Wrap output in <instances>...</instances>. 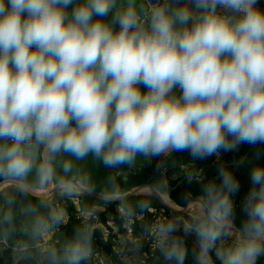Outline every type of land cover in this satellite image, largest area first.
<instances>
[{"label": "clouds", "instance_id": "1", "mask_svg": "<svg viewBox=\"0 0 264 264\" xmlns=\"http://www.w3.org/2000/svg\"><path fill=\"white\" fill-rule=\"evenodd\" d=\"M261 4L0 0V180L24 186L34 174L45 188L62 156L71 158L63 162L67 174L72 160L90 156L118 170L141 157L205 159L264 144ZM219 176L183 229L196 236V264H260L264 166L250 170L239 226L240 182L229 168ZM46 227L36 219V230ZM176 230L160 224L157 246L166 261L185 264ZM92 244V230L82 226L50 252L52 264H85Z\"/></svg>", "mask_w": 264, "mask_h": 264}, {"label": "crops", "instance_id": "2", "mask_svg": "<svg viewBox=\"0 0 264 264\" xmlns=\"http://www.w3.org/2000/svg\"><path fill=\"white\" fill-rule=\"evenodd\" d=\"M238 150L239 147L233 155H227L224 162L217 164H212L214 156L197 159L188 152H179L163 156L161 161L160 157H141L133 166L118 170L106 168L90 156L80 161L72 160V169L67 174L62 171V166L65 160L71 158L62 156L57 159V175L54 181L45 188L35 185L33 174L24 186L0 181V189L18 186L44 197L53 207L55 217L59 216L62 221L68 218L66 205L63 204L68 200L74 202L80 208L85 223L89 227H99L105 237L114 242L115 252L122 260L127 264H147L150 253L143 249L144 243L154 246L150 242L156 241L155 232L160 224L168 223L172 219L186 222L187 216L192 219L198 214L199 202L205 196L206 186L213 182L220 184V168H229L234 173L240 182V191L235 196L244 198L250 187L251 168L256 165L264 166V144H247L243 153L236 159ZM163 167L168 169L167 176L162 173ZM84 177H87V181L81 184L79 181ZM171 178L176 179L177 184L182 187L188 199L186 206L179 205L171 197ZM112 201H120L122 204L116 205L115 208L125 220L123 228L126 224L133 226L134 217L142 219L145 214H149L150 219L147 221L150 223V230L139 234L127 233L116 224L114 217L108 212L106 221H103L99 213L106 211ZM129 209H132L131 215H128ZM175 211L182 214L176 216ZM243 218L241 209H236L235 225L239 226ZM55 228L53 226V233Z\"/></svg>", "mask_w": 264, "mask_h": 264}, {"label": "trees", "instance_id": "3", "mask_svg": "<svg viewBox=\"0 0 264 264\" xmlns=\"http://www.w3.org/2000/svg\"><path fill=\"white\" fill-rule=\"evenodd\" d=\"M262 7H264V0H262ZM244 147L247 144L239 146V152L236 154V159L243 153ZM235 152L228 154L233 155ZM2 181V180H0ZM170 194L171 197L181 206H186L188 199L184 194L182 187L177 184L176 179H170ZM122 205L120 201H112L106 211L99 213L103 221H106V212L111 214L116 224L123 230L124 218L116 210V205ZM66 205V206H65ZM66 207L68 218L66 221L61 219H53V207L42 197L29 191L28 189L10 186L4 191L0 192V246H3V252L11 263L19 257L17 264H23L24 259L28 260L29 255L35 252L37 244L40 242L43 229H35V221L37 218L42 219L47 224H54L57 227L56 241L49 250L48 256L42 262L35 263L30 260V264H52L50 252L62 250L67 241H69L74 234L81 229L82 226L87 225L84 221V216L80 214V208L72 201L68 200L63 204ZM176 216H180V211L174 212ZM10 214L11 219L6 220L5 216ZM187 216V215H186ZM188 217V216H187ZM191 218L188 217V220ZM177 230L172 234L185 244L183 238L184 230L178 226L180 223L178 219H172ZM88 226V225H87ZM89 227V226H88ZM93 235L92 254H96L99 258V264H123L114 249V242L107 239L99 227L90 226ZM134 233H146L150 230L149 221L137 219L133 220ZM24 256V257H23ZM22 257V258H21ZM86 264V262H85ZM150 264H159L156 257L151 258ZM260 264H264V259Z\"/></svg>", "mask_w": 264, "mask_h": 264}, {"label": "rangeland", "instance_id": "4", "mask_svg": "<svg viewBox=\"0 0 264 264\" xmlns=\"http://www.w3.org/2000/svg\"><path fill=\"white\" fill-rule=\"evenodd\" d=\"M4 188L5 187H2L0 190L4 191ZM185 219H186V222L184 220L178 219L180 222L178 224V226L181 227L182 229H184V226L186 223L190 222V219L188 220V217H186ZM170 222H171V220H170ZM53 226L56 227L54 224H47V227L43 228L41 239H40V242L37 244V248L35 249V252H32L29 255V259L32 260L33 262L39 263V262H42L44 259L47 258L49 250L51 249L53 243L56 241L57 227L55 228L56 231L53 233L52 232ZM183 238L185 239L184 246L187 249V257L185 260V264H196L195 258L193 256V252L198 249L196 236L194 234H186L185 233ZM150 243L154 244V246H151L150 244L146 245V243H144V245H143V249L150 253V257L148 259L147 264L151 263L152 256L156 257L159 264H172V262L166 261L164 259V257L161 255V252L157 246L156 241L154 242L152 240V242H150ZM212 258H213V260H215L214 255ZM29 259L28 260L24 259L23 264H30ZM18 261H19V257L16 258L13 261V263H11L9 261V259L5 256V253L3 252V246H0V264H17ZM99 261H101V260H99V258L96 254H91L90 258L86 261V264H99ZM121 261L123 264H127L126 261H124L122 259H121ZM217 264H218V262H217Z\"/></svg>", "mask_w": 264, "mask_h": 264}, {"label": "built area", "instance_id": "5", "mask_svg": "<svg viewBox=\"0 0 264 264\" xmlns=\"http://www.w3.org/2000/svg\"><path fill=\"white\" fill-rule=\"evenodd\" d=\"M231 153V152H226V153H221L219 156H214V160L212 161V164H217V163H220V162H224L227 155ZM163 156L160 157V161L162 160ZM186 167V166H184ZM162 173L164 175H168V169H166L165 167L162 168ZM190 177H192V174H190ZM243 199L244 198H241V197H238V196H234L233 197V200H234V204H235V208L236 209H241L242 207V203H243ZM150 219V215L149 214H145L142 218V220L144 221H147ZM124 231L127 232V233H130V234H133V226L131 224H126L124 226Z\"/></svg>", "mask_w": 264, "mask_h": 264}]
</instances>
